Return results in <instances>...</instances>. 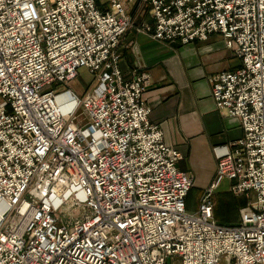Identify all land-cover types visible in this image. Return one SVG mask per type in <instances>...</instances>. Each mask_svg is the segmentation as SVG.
Wrapping results in <instances>:
<instances>
[{
  "label": "built area",
  "instance_id": "2783aa9c",
  "mask_svg": "<svg viewBox=\"0 0 264 264\" xmlns=\"http://www.w3.org/2000/svg\"><path fill=\"white\" fill-rule=\"evenodd\" d=\"M102 3L0 0V264H264V0ZM130 29L182 45L220 34L239 62L209 78L242 135L215 147L195 210L183 155L150 119L149 73L122 70ZM224 181L246 201L235 223L215 214Z\"/></svg>",
  "mask_w": 264,
  "mask_h": 264
},
{
  "label": "crops",
  "instance_id": "0c3cea01",
  "mask_svg": "<svg viewBox=\"0 0 264 264\" xmlns=\"http://www.w3.org/2000/svg\"><path fill=\"white\" fill-rule=\"evenodd\" d=\"M142 21L151 22L152 18L146 12L138 18ZM118 52L126 76L134 69L150 75L143 98L152 108L151 121L163 129L166 143L183 155L178 166L193 177L189 209L195 210L198 195L217 172L215 147L242 135L239 119L227 117L216 108L209 78L235 68L239 62L220 34L182 45L160 42L130 29L122 37ZM226 191L218 189L216 216L222 223H235L240 207Z\"/></svg>",
  "mask_w": 264,
  "mask_h": 264
},
{
  "label": "rangeland",
  "instance_id": "374dc122",
  "mask_svg": "<svg viewBox=\"0 0 264 264\" xmlns=\"http://www.w3.org/2000/svg\"><path fill=\"white\" fill-rule=\"evenodd\" d=\"M236 60H237V58H236ZM93 78H94L93 75L89 74L85 69H82L80 71L79 78L77 80L73 81L70 84V88L78 96L82 97L84 95L85 91L87 90L89 84H91V82L93 81ZM225 185H228V181H224L223 185H221L219 188L224 190V189L227 188ZM228 193L229 192L227 190L225 194H227V196H230L231 199H235V200H237V202L239 201V199L242 200V197H236V196H234V195H232L230 193L228 194ZM199 196H200V194L198 195V201H199ZM218 198H217V194H216V196H215V210L218 208V203H219V199ZM215 214H216V212H215ZM236 215L239 218V210H237Z\"/></svg>",
  "mask_w": 264,
  "mask_h": 264
},
{
  "label": "trees",
  "instance_id": "16d2710c",
  "mask_svg": "<svg viewBox=\"0 0 264 264\" xmlns=\"http://www.w3.org/2000/svg\"><path fill=\"white\" fill-rule=\"evenodd\" d=\"M96 2H97L98 6H100V7L104 6V4L102 3V0H96ZM192 189L190 190L189 195H188V207H190L189 202L191 201L192 195H193ZM237 203H238L239 207H241V206L246 204V201L242 199V200H239Z\"/></svg>",
  "mask_w": 264,
  "mask_h": 264
}]
</instances>
